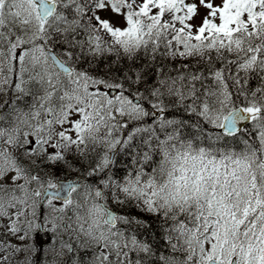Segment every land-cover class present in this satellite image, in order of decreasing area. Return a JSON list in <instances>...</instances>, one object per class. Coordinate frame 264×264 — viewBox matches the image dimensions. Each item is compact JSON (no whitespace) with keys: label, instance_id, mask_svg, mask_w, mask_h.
<instances>
[{"label":"snow or ice","instance_id":"6c2138e0","mask_svg":"<svg viewBox=\"0 0 264 264\" xmlns=\"http://www.w3.org/2000/svg\"><path fill=\"white\" fill-rule=\"evenodd\" d=\"M0 264H264V0H0Z\"/></svg>","mask_w":264,"mask_h":264},{"label":"trees","instance_id":"16d2710c","mask_svg":"<svg viewBox=\"0 0 264 264\" xmlns=\"http://www.w3.org/2000/svg\"><path fill=\"white\" fill-rule=\"evenodd\" d=\"M39 242H40V241H39V238H38V239H37V243L39 244Z\"/></svg>","mask_w":264,"mask_h":264}]
</instances>
